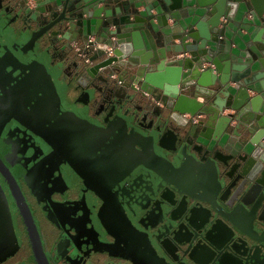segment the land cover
<instances>
[{"label": "water", "instance_id": "water-1", "mask_svg": "<svg viewBox=\"0 0 264 264\" xmlns=\"http://www.w3.org/2000/svg\"><path fill=\"white\" fill-rule=\"evenodd\" d=\"M0 31L1 74L17 73L32 109L23 117L0 109V134L15 118L53 149L24 176L32 191L76 185L59 178L60 156L75 167L94 151L96 169L78 182L81 198L74 204L93 189L104 208L113 201L102 192L120 185L115 167L131 173L139 161L165 186L155 198L161 209L155 243L125 264H187L170 241L190 243L187 260L194 264H264V0H0ZM244 32L252 38L241 56L233 45ZM38 149L36 141L33 153ZM110 162L115 170L105 171ZM0 170L37 264H51L21 185L1 158ZM0 208V215L14 212L1 178ZM53 210L61 220L59 205ZM82 211L92 217V209ZM199 218L204 223L197 226ZM185 222L192 227L187 232ZM85 227L78 237L89 242L92 225ZM6 229L2 221L0 230ZM199 234L209 250L193 244ZM220 239L232 242L241 263L223 262Z\"/></svg>", "mask_w": 264, "mask_h": 264}, {"label": "flooded vegetation", "instance_id": "flooded-vegetation-1", "mask_svg": "<svg viewBox=\"0 0 264 264\" xmlns=\"http://www.w3.org/2000/svg\"><path fill=\"white\" fill-rule=\"evenodd\" d=\"M10 27L11 26L7 27L8 30ZM0 32L4 34L3 31ZM16 74L15 76H6L4 74L2 75L0 71V109L4 108L5 114L9 115L13 111L23 117L27 114L30 115L32 109L26 107L25 98L29 92L27 88H23L20 85L21 80ZM68 100L71 103L74 102L71 96L68 97ZM23 112H25V115H22ZM28 120V122H33V119L30 117H28ZM11 129H13V133L11 132L12 134L8 136L9 132L12 131ZM14 133L20 137L19 142L23 141L26 147L22 148L14 141V139H16V136L13 135ZM120 135H122V133H120ZM36 141L39 149L37 152L33 153L32 149ZM13 142H15L16 147L12 150V145L10 143ZM81 144L82 143L77 142L74 148L75 153L80 154V156L82 154L80 151ZM10 151H12V153ZM52 151L53 149L44 143L42 138L36 136L15 118H11L5 123L2 133L0 134V158L3 160L6 167L16 175L21 185L28 206L31 208L36 222L38 223L40 236L44 242V247L51 264H82L84 261H86L85 264H125L126 258L137 257L148 241V247L155 243V237L158 235L157 228H159V220L154 218L158 217V212H160L158 210H161L155 205V198H157V193L165 186V183L161 184V180L158 179L156 174L146 169L139 161H133L135 164L132 165L131 173H129V171H122V167H120V170L118 167H115L117 168L116 172H119L118 175H121L120 187L123 189V192L120 191V188L114 191L115 198L114 196L110 197L109 193H103V196H106L105 201L109 203L113 201L110 205L107 204V206H104V208H102L103 199L100 195L93 191L90 192V194L82 192V196H85L87 200L85 199L81 205H78L74 204L81 198L80 187L78 185L69 187L70 185L67 186L64 184L62 187L66 185V188L59 192H51V194H49L48 192L32 191L24 180V176L29 169ZM70 152L71 150H67L66 154L69 155ZM95 154L97 155L98 153L93 151L91 157H83L84 163H80V165L76 163L77 166L75 167L71 166L64 154V156L61 155L58 165L55 166L58 169L59 178L73 182H75V180H81L83 175L86 174L85 171H87V169L90 171L96 169L94 161L91 160V158L94 160L98 158ZM104 158L102 157L101 160ZM111 163L112 162L103 166L105 171L115 170ZM104 169H101V171ZM49 173L50 172H46L44 176L48 178L50 175ZM89 174L91 175V172H89ZM94 176L96 177V174L92 172V178H94ZM0 178L4 180L12 209L16 215H18V223L23 228V231H20V237L24 239L22 247H19L18 252L13 257H10L0 264H14L11 263V261L20 255L21 261L24 262L27 260L28 264H37L26 224L20 214L17 201L7 181L4 179L1 170ZM130 180L132 182H130ZM65 203L67 204L64 205ZM53 204L59 205L62 217L61 220L54 213ZM82 209H92V227L94 226L95 228L92 230L89 242L84 238L78 237L82 231L76 233L74 229H72L75 228L76 216H78L79 211H82ZM101 210L102 213L100 214ZM124 213L127 216H125ZM130 213L134 215L132 216ZM129 217L134 220L135 223H133ZM116 218H118V221L115 220ZM203 223L204 221H202L201 218L195 221L197 226ZM97 224H99L98 227H96ZM225 227L226 226L222 227V230H225ZM206 228L205 231L210 229L208 227ZM191 229V225L185 222L181 230L187 232ZM208 235H212V233H208ZM70 236L71 240L69 241ZM202 238L203 237L200 235L196 239L192 238L191 240L194 239L193 244H197L198 247L209 250L208 247L205 246L206 240ZM168 243L174 256L182 257V260L187 264H194L187 260L190 255L188 251L190 243L186 246H179L173 241ZM218 245L224 263H241L239 260L240 256L235 254L231 249V241L220 239ZM91 246L92 249H88L89 251L87 252L84 251V247L87 248ZM147 250H149V248H147ZM191 255L196 257V253H192ZM82 256H84L85 259ZM254 264L257 263L255 262Z\"/></svg>", "mask_w": 264, "mask_h": 264}, {"label": "rangeland", "instance_id": "rangeland-1", "mask_svg": "<svg viewBox=\"0 0 264 264\" xmlns=\"http://www.w3.org/2000/svg\"><path fill=\"white\" fill-rule=\"evenodd\" d=\"M124 180V179H122ZM76 182V185H78V182L80 183V180H75ZM130 182H132L130 180ZM68 186V185H67ZM121 185L118 184V181L114 183V186L112 188V191H109L108 193L109 194H112V192L116 191V190H119L120 188V191L123 192L122 188L120 187ZM80 187V185H79ZM93 192H97L96 190H93ZM90 191V192H92ZM104 191V190H103ZM99 192V191H98ZM106 191L102 192V193H105ZM125 192V191H124ZM3 210L2 208H0V212L3 213ZM11 214V215H10ZM128 214V213H127ZM131 214V213H130ZM2 215H0V224L1 222L3 221V224L5 226H7L8 230H0V250L2 249L1 248V244H2V247L5 249L4 250V253L0 255V262L2 261L3 259V262L6 261L11 255H13L15 253V248L17 247V249L20 247H22V244L24 242V239L19 237L20 236V231L22 232L23 231V228L21 227V225L18 223L19 222V218H18V215H16L15 212L13 213H9L8 215H3V219H2ZM125 216H127L125 213H124ZM132 215V214H131ZM134 215V214H133ZM132 215V216H133ZM131 216V218H132ZM126 218V217H125ZM130 218V217H129ZM130 218V219H131ZM115 220L118 221V218H116ZM132 220V219H131ZM133 223H135L134 220H132ZM76 225H75V232L78 233V232H81V231H86V225L89 226V225H92V217L89 218L88 215H86L84 213V211H80L78 216H76ZM99 224H97L96 227H98ZM93 228H95L94 226L92 227V230ZM8 231L12 232L13 233V241L9 238L8 239V234L9 233ZM92 233V232H91ZM93 236V235H92ZM14 261V262H13ZM13 261H11V263H16V264H28V261L25 260L24 262L21 261V255L20 256H17L15 259H13ZM6 264V263H5Z\"/></svg>", "mask_w": 264, "mask_h": 264}, {"label": "crops", "instance_id": "crops-1", "mask_svg": "<svg viewBox=\"0 0 264 264\" xmlns=\"http://www.w3.org/2000/svg\"><path fill=\"white\" fill-rule=\"evenodd\" d=\"M144 6H142V7H140V9L143 11L144 10V8H143ZM127 6L126 5H123V7H122V10H121V12H120V16H126L127 15ZM144 14V13H143ZM252 38V35L251 34H248V33H246V32H244V35H243V38H241V37H237L236 38V41H235V43H234V45H233V51H234V53H236V54H238V55H241V56H246V54H247V52H249V50H250V47L248 46V41H250V39ZM229 48V45L227 46V49ZM254 50L256 51V52H259V50H258V48H256V46H254ZM258 54H260V53H258ZM233 84V83H232ZM235 90V89H234ZM233 90V91H234ZM200 101H202L203 99L202 98H200L199 99ZM237 133H238V137L236 136V138L233 140V141H235L236 143H238V139L241 137V133H240V129H238L237 131H236ZM226 136L223 138V140H222V142H221V147H223L224 146V143L226 142ZM233 145H236V144H233ZM238 145V144H237ZM18 247V246H17ZM17 247L15 248L16 250H15V253L13 254V255H11L10 257H13L17 252H18V249H17ZM5 249L3 248V251H4ZM9 257V258H10ZM8 258V259H9ZM7 259V260H8ZM3 262V259H2V261L0 262V263H2Z\"/></svg>", "mask_w": 264, "mask_h": 264}]
</instances>
